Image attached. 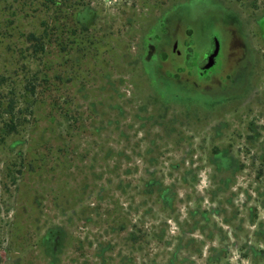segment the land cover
I'll use <instances>...</instances> for the list:
<instances>
[{
    "label": "rangeland",
    "instance_id": "1",
    "mask_svg": "<svg viewBox=\"0 0 264 264\" xmlns=\"http://www.w3.org/2000/svg\"><path fill=\"white\" fill-rule=\"evenodd\" d=\"M79 1L90 26L74 6L0 0V264H264V0H192L217 11L183 17L195 41L225 35L224 5L256 53L246 94L192 119L149 117L131 65L160 7L182 0Z\"/></svg>",
    "mask_w": 264,
    "mask_h": 264
},
{
    "label": "flooded vegetation",
    "instance_id": "2",
    "mask_svg": "<svg viewBox=\"0 0 264 264\" xmlns=\"http://www.w3.org/2000/svg\"><path fill=\"white\" fill-rule=\"evenodd\" d=\"M176 4L160 7L162 12L141 35L140 50L131 64L136 76L151 90L150 104L157 113L149 117L164 119L168 114L178 113L179 107L191 114V119L196 113L194 110L222 109L226 103L243 97L252 87L251 80L255 76L256 53L239 14L223 5L222 12L226 15H222L228 27L225 35L222 29L211 34L201 32L195 41L192 29L181 25L183 17L189 19L197 8L209 13L217 11L207 3L192 0ZM61 5L65 15H68L69 6H74L76 17L82 22L85 18L83 10L89 8L79 0H64ZM94 15V9L89 8V17ZM257 26L264 39V30L258 22ZM227 154L225 149L211 156L212 161L221 165L222 171L231 168ZM149 183L153 184V181ZM227 185L225 180L221 186Z\"/></svg>",
    "mask_w": 264,
    "mask_h": 264
},
{
    "label": "trees",
    "instance_id": "3",
    "mask_svg": "<svg viewBox=\"0 0 264 264\" xmlns=\"http://www.w3.org/2000/svg\"><path fill=\"white\" fill-rule=\"evenodd\" d=\"M39 1H40V5L42 7H46L47 6L46 9L47 10H50L51 12L52 11H59V8L61 9L60 11H63L62 10V5H61V3H62L61 0H39ZM85 10L87 11V10H89V8H86ZM76 14H77V12H76ZM76 14H75V25H76V27H77V25H83L84 26V25H87L88 24L90 26V25L93 24V22L91 20V16L89 17V15H86L85 18H83V22H84L83 23L82 20L79 19V17L78 18L76 17ZM80 14H81V12L78 13V15H80ZM89 21H91V22H89ZM41 39H43V38L37 39L32 34V35H29V36L26 37L25 42L28 43V44H31V42H35V45H33L34 46L33 52L37 54V52L41 51L42 50V47H43V43H42V40ZM26 49H27V51L30 50V49H28V47H26ZM6 50H7V53L11 54V57L14 56V54L16 53V52H14V48H12V47H8ZM19 52L21 53V51H19ZM32 54L33 53H31V55ZM1 58H2V55L0 54V59ZM17 61H19V60H17ZM2 62H5V66H6V60H5V58L3 59ZM27 83H30V81H28ZM22 101H23V104L24 105H27V107L29 109V107L31 105V102H29V96L28 97H26V96L22 97ZM13 108H14L13 101L10 100L6 104V108L4 110L5 112H3L6 115H8L9 118H10V120H9L10 125H8V127H7V134H9V132H12L15 129V127L13 125L17 126L19 124V123L18 124H16V123L13 124L14 123L13 116L15 115ZM107 125H114L115 126V122H109V123H107Z\"/></svg>",
    "mask_w": 264,
    "mask_h": 264
}]
</instances>
